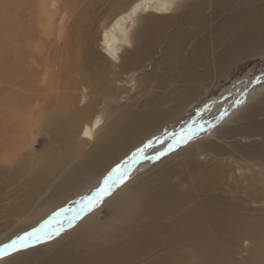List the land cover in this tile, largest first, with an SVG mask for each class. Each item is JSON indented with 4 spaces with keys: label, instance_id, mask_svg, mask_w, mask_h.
<instances>
[{
    "label": "rangeland",
    "instance_id": "374dc122",
    "mask_svg": "<svg viewBox=\"0 0 264 264\" xmlns=\"http://www.w3.org/2000/svg\"><path fill=\"white\" fill-rule=\"evenodd\" d=\"M133 1L135 0H47L46 5L55 8L58 13L60 11L59 14L64 13L68 22L77 20L80 13H85L86 26H82L87 27L86 31H89L90 42L87 48L95 52L91 67L96 71L104 70L107 73V81L105 85L98 86L95 79L84 78L87 70L81 69L80 74L76 76L80 86L76 90L67 89L69 97L75 96L71 108L65 105L62 107L64 112L61 114H64L59 118L62 126H53L50 129L46 127L47 130L42 129L40 132L36 128L31 138L34 152H24L11 166L0 167V226L7 219L13 218L14 221L20 216H26L50 199L53 193L74 186L80 188L93 178L99 179L104 169L112 167L118 157L123 158L133 143L153 132L155 127L160 129L170 122L177 124L191 116L196 106L215 96L232 80L245 73L253 75L264 70V0H175L167 14L139 13L131 24L130 47L118 49V59L124 67L112 64L109 59L103 60L99 54L104 52L101 44L104 30L109 28L112 19L126 11ZM82 31L81 28L76 31V39L83 44L86 36H83ZM114 34L120 38L118 33ZM76 45L78 44L70 43L72 50L67 56L74 57L82 48ZM61 46L62 42L59 41L57 50ZM81 56L82 54L78 58ZM110 72L118 73L117 78L113 80ZM0 84L3 85L0 105L5 106L8 91L4 88L6 83ZM60 87L62 83L54 78L51 88ZM96 115L99 116L101 125L94 134L93 143L81 141L78 135L67 136L69 125L77 122L82 125L85 119H92ZM141 115L143 117H140ZM0 117V121L6 120L5 115ZM140 120L145 122L142 131V126L139 127ZM17 121L18 124L22 123L19 116ZM129 124H132L129 128L131 131L127 130ZM7 134L15 136V130ZM124 135H128V139L126 137L116 142V137ZM247 154L255 159L262 155L264 159V93L237 108L234 115L216 127L210 136L177 147L127 179L94 213V219L101 224L100 230H87L80 238V232L72 234L77 227L74 224L75 227L73 225V228L59 238L22 248L0 260V264H48L54 259L60 260L61 256L87 257L98 246L109 248L121 243L123 239L125 242L126 236L122 234L118 239L109 235L103 238L102 234L99 235L101 238L97 237L101 231L121 224L120 210L123 211L124 206L115 205L116 197L124 196L136 188L155 190L160 185L161 176L169 177V169H173L169 172L173 180L181 176L179 172L182 170H185L186 174L190 164L214 167L217 163H222L227 178L232 173V169L229 170L228 167L233 168L238 162L251 161L245 157ZM43 162L47 163L43 170L44 176L36 177V173L41 172L40 165ZM258 165L253 167L255 172L262 170ZM82 176L84 178L81 182L75 184ZM252 180L250 177H245L244 180L239 178V187L242 185L247 188V184L249 181L253 182ZM100 183H103L102 179ZM39 186L37 195L31 200L26 199L27 192ZM223 187L226 188L224 185ZM263 187L264 185L259 183V188L263 190ZM232 189L234 187L229 186L228 190L234 192ZM239 189L241 191V188ZM179 190L183 192L182 187H179ZM213 193H220L221 199L225 197L221 188ZM231 196V200H222L234 210L242 208L243 216H248L249 225L247 224V229L241 233L230 254V262L234 260L237 264H242V261L246 260L245 256H248L254 247L251 245L254 234L264 221V200L260 196L263 201L259 204L260 207L255 204L244 213L246 203L242 202L243 198L236 196L233 199ZM201 197V201L204 200V196ZM250 204L253 203H248ZM190 206H185L184 210L186 207L188 210ZM13 210L20 211L14 213ZM179 215L180 213L173 215L167 220V224H175ZM159 224L157 223V226H160ZM251 228H254V234L249 231ZM7 229L11 232L7 235L9 240L0 242V245L19 236L15 227L10 226ZM2 232H6V228ZM244 234L247 236L245 239ZM253 242H256V239ZM170 247L184 250L181 244H166L151 255H141L133 261H120L119 264H145L152 258H160ZM186 253L189 254L188 264H202L196 258L192 260L190 252Z\"/></svg>",
    "mask_w": 264,
    "mask_h": 264
},
{
    "label": "bare ground",
    "instance_id": "6f19581e",
    "mask_svg": "<svg viewBox=\"0 0 264 264\" xmlns=\"http://www.w3.org/2000/svg\"><path fill=\"white\" fill-rule=\"evenodd\" d=\"M173 1L175 0L133 1L126 11L114 17L109 28L104 30L101 40L104 52L99 55L105 61L109 59L112 64L124 67L118 59L120 53L118 49L130 47L132 39L130 30L134 18L139 13L145 12H153L157 15L167 14L170 12ZM47 3V0H0V72L2 75H0V82L6 83L4 88L8 91L5 98L7 99L6 105H0V116L5 115L6 117L5 121H0V167L11 166L24 152H34L31 138L36 128L40 132L46 127L50 129L53 126H62L59 121V118H62L64 114H61L64 112L62 107L65 105L71 108L75 96L69 97L67 89L76 90L80 86L76 76L80 74L81 69L87 70L84 78L95 79L98 86L105 85L107 81V73L104 70L96 71L92 69L94 67H91L95 52L87 48L90 40L88 38L89 31H86L88 28L83 27L86 26L85 13H80L77 20L68 22L64 13L59 14L60 11L58 13L55 8L47 6ZM80 28L83 30V36H86L83 44L77 42L76 39V31ZM114 32L118 33L120 38H117ZM59 41L62 42V46L57 50L56 46ZM70 43L82 47L74 57L67 56L72 50ZM81 54L82 56L78 58ZM110 73L113 80L117 78L118 73ZM52 77L53 79L57 78L62 83V87L52 89ZM257 77H260L258 82ZM1 86L3 85L0 84V92ZM260 93H264V70L253 75L245 73L222 87L215 96L201 102L193 109L192 115L186 119H182L177 124L170 122L160 129H156L153 125L152 129L155 127L156 130L142 136L140 141L136 137L139 142L133 143L129 152L121 159L118 157L119 159L112 167L104 169L100 173L99 179L93 178L80 188L74 186L70 189L60 190L56 194L53 193L52 197L34 209L35 211L32 210L26 216H20L14 221H12L13 218L4 221L5 223L0 226V242L9 240L7 235L11 232L7 228L10 226L16 228L15 232L19 236L25 232H31L35 228H42V233H47L51 237L50 239H41L36 243L29 241V246H36L41 242L59 238L73 228L74 224L77 227L72 234L80 232V238L87 230H100L101 224L94 219V213L105 200L112 197L127 179L156 160L158 153L160 154L159 158L179 146L210 136L216 127L234 115L237 108ZM18 116L22 123H16ZM138 122H136V126ZM144 123L140 120L141 131L144 129ZM79 124L77 122V124L69 125L67 136L78 135L81 141L93 143L94 134L101 125L99 116L96 115L92 119L87 118L82 125L80 124L81 126ZM131 127L132 124H129L127 130ZM190 129L192 130L190 139H187L186 142L175 143ZM14 130L15 136L7 134L13 133ZM121 136L115 138L116 142H120L119 140L126 137L128 139V135ZM108 140L110 139L108 138ZM149 143L150 146L145 148L140 157L133 162V153ZM261 156L255 159L247 154L245 157L251 160L250 162H238V165L235 164L233 168L226 165L229 170L232 169L230 177L228 175L227 178L224 175V164L222 163H217L214 167L190 164L186 174L185 170H182L179 172L181 176L173 180L169 175L173 169H169L167 175L171 179L170 182H168L170 179L161 176L160 185L155 190L147 191L136 188L114 200L115 205L123 204L125 209L120 210L121 224L112 227L109 225L110 228L106 230L101 229L103 231L98 233L97 237L102 234L103 238L109 235L118 239L122 234L126 236L125 242L123 239L122 244L119 242L109 248L98 246L87 257L61 256L60 260L54 259L48 264H119L120 261H133L141 255H151L152 252L161 249L164 245L173 243L183 245L184 250L170 247L160 258H152L145 264H188L189 254L186 252H190L192 260L196 258L202 264H237L234 260L230 262V254L243 230L247 229L245 227L248 224V216L246 214L243 216L242 208L234 210L223 200L229 198L230 195L233 199L236 196L243 198L242 202L246 203L244 213L255 204L258 206L262 204L260 196L264 200V189L259 188V183L264 185V181H262L264 179V159ZM118 164L128 168L123 183L118 182L110 194L105 195L95 207L89 210L85 206L86 202L81 203V201L85 196H91L101 186L100 180H104V177ZM46 165V162L41 163V172L36 173V177L44 176L43 170ZM256 165L262 170L258 169L259 172H255L253 167ZM245 177L253 179V182L249 181L247 184V188L250 189L242 185L239 187V178L244 180ZM83 178V176L78 178L75 184L81 182ZM193 180L194 182H192ZM182 181L184 183H181ZM185 183L187 185H184ZM223 185L226 187L225 189ZM229 186L234 187L232 190L235 191L228 190ZM179 187H182L183 192H180ZM220 188L225 193L223 200L220 198V193H213L219 191ZM237 188L238 190H236ZM39 189L40 186L33 187L30 192H27L26 199L31 200L32 197H35ZM201 196H204L202 201ZM250 202L253 204L248 205ZM187 205L191 206L188 210L187 207L184 210ZM19 211L13 210L14 213ZM178 213L184 215H179L175 224H167V220ZM73 216L75 219L69 223V218ZM157 223H160V226H157ZM259 226V232L256 230L255 234L254 228L249 230L253 232V241L256 239V242L252 241L251 245L254 247L251 246L252 248L242 264H264V221ZM5 228L6 232L3 233L2 230L5 231ZM56 232L59 234L57 235ZM245 236L246 234L242 238L245 239Z\"/></svg>",
    "mask_w": 264,
    "mask_h": 264
},
{
    "label": "snow or ice",
    "instance_id": "6c2138e0",
    "mask_svg": "<svg viewBox=\"0 0 264 264\" xmlns=\"http://www.w3.org/2000/svg\"><path fill=\"white\" fill-rule=\"evenodd\" d=\"M260 80V77H257V82ZM240 103V101H237ZM191 129L185 132L184 135L180 137L179 140H176L175 143L186 142L187 139L191 138ZM149 144L144 145V147L137 149L135 153H133V162L135 159L139 158L140 155L144 152V149L149 147ZM171 147V145H170ZM160 154H157V158ZM128 168L124 167L122 164L116 165L112 171L104 177L103 183L101 186L96 189V191L91 196H85L81 203H85V206L91 210V208L95 207L96 204L103 199L105 195L110 194L113 187L119 182L123 183L126 178ZM75 219V216L69 218V223ZM62 230V229H61ZM58 235L59 232H56ZM51 237L47 233H42V228H35L31 232H25L23 235L17 236L15 239L10 242L0 245V260L8 257L14 252L19 251L22 248L29 246V241L36 243L40 242L41 239H50Z\"/></svg>",
    "mask_w": 264,
    "mask_h": 264
}]
</instances>
